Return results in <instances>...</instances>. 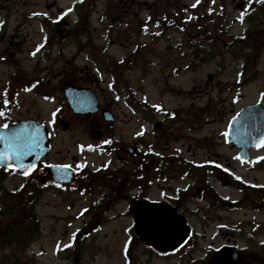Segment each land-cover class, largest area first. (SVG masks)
I'll list each match as a JSON object with an SVG mask.
<instances>
[{"label":"rangeland","instance_id":"1","mask_svg":"<svg viewBox=\"0 0 264 264\" xmlns=\"http://www.w3.org/2000/svg\"><path fill=\"white\" fill-rule=\"evenodd\" d=\"M54 1L56 6L47 9L46 4ZM123 1L130 0L11 2L10 27L19 29L14 33L19 35L23 44L22 55H17L19 71L27 74L31 72V75L35 72L38 77L46 78L44 82L51 90L57 87V93L51 91L50 98L52 101L53 97L56 98L58 124L61 119L72 126L67 133L62 128L59 130L61 133L56 137L54 150L64 154L67 151L69 159L75 155L82 162L87 159L95 165L103 161L100 152L90 154L82 150L85 144L96 145L99 139L79 134L81 126H89L90 122L71 112L63 95L64 84L83 85L96 91L101 107L110 106L119 115L113 133L131 144L134 142V133H139L140 144L146 143L147 104L142 101L165 108H178L185 114L191 108L213 107L220 109L223 117H228L231 111H239L245 105L264 102V46H258L255 36L250 42L255 40L253 46L256 49L247 50L240 48L232 37L241 36L246 30L258 36L264 33V11L260 8L247 10L263 0H199L198 3L197 0H138L143 3L142 9L131 10L127 5H120ZM145 2L154 3L155 7L154 20L149 25L145 22L148 16ZM58 8L63 9V12H59ZM33 11L41 12V17L32 18ZM242 13L244 18L241 21L239 17ZM80 16L84 22L77 26L82 20ZM39 19L47 22V33L39 31ZM61 19H66L68 26L73 27V35L54 36L53 24ZM172 25L175 26L170 27ZM212 34L218 42L216 57L211 52L210 44L215 41ZM49 35L50 45L43 47L41 53H45L41 56L45 61L39 60V56L30 60L32 46L39 42L46 44ZM199 43L203 47L202 51L195 47ZM243 59L247 63L251 60L250 67L253 66L254 70L246 72L248 77L240 81L238 74ZM120 61L123 63L119 64ZM209 75H213L212 81L208 80ZM119 78L123 84H120ZM131 94L138 107L136 115L132 114L125 101ZM96 118L102 120L100 114ZM197 124L200 126L197 136H212L214 126L208 127L202 119ZM205 145L196 150L198 155H204ZM218 150L233 156L236 174L248 175L251 180L256 178L264 184V146L252 152L253 160L248 164L238 158L236 149L221 147ZM144 151L143 148L142 153ZM193 154L189 152L186 155ZM92 192L88 191L89 194ZM79 196L74 192L68 199L69 203L75 204L72 211L60 200L53 202L51 194L42 197L36 206V213L41 218L39 234L26 249L24 241L21 243L24 246L22 250L15 246L0 252V264H67L62 259L67 253L65 245L70 243L71 233L80 225L77 221L70 223L73 218L69 219V216L77 214L83 205L88 204L81 201ZM238 196L233 194V197ZM218 213L222 215L221 211ZM232 218L234 221L243 219L248 225L245 230L249 234L252 223L248 221L251 219L259 220L262 225L260 229L264 231V212L259 214L241 210L233 212ZM8 223L16 225L17 221L11 218ZM130 225L128 218L117 219L93 233L84 244L79 245V253H84L82 263L125 264ZM209 245V242L202 244V248ZM240 245L247 244L241 242ZM199 256H204V253Z\"/></svg>","mask_w":264,"mask_h":264},{"label":"flooded vegetation","instance_id":"2","mask_svg":"<svg viewBox=\"0 0 264 264\" xmlns=\"http://www.w3.org/2000/svg\"><path fill=\"white\" fill-rule=\"evenodd\" d=\"M12 1L0 0V129L15 122L35 121L50 131L52 149L28 175L20 174L14 167H0V217L2 213L9 214V204L15 213V199H18L19 208L23 209L26 193L36 195L39 201L51 194L53 202L60 200L72 211L75 204L69 203L68 199L76 192L81 196V201L88 202L77 214L69 216V219L73 218L70 223L80 222L79 227L71 233V239L77 241L83 235L89 239L98 229L117 219L128 218L130 227H134V212L141 202H163L166 208L186 219L190 227L189 237L174 252L160 253L151 246H145L138 236H132V250L125 264H215L217 250L232 244L237 245L244 264L264 263V235H261L264 231L260 229L262 225L259 220L248 221L252 223L249 234L245 230L248 225L243 219L234 221L232 218L233 212L241 210L259 214L264 212L263 184L256 178L251 180L248 175H235L233 156L218 150L221 147L235 149L230 136L234 111L228 117H223L221 110L213 107L191 108L186 114L178 108L149 107L146 110L148 129L145 146H138L137 133L133 134V144L127 143L113 133L116 124L109 127L98 118L92 122L93 117L86 116L90 125H82L79 134L95 136L98 130L101 138L93 145V150H82L90 154L100 152L103 161L95 165L86 159L88 165L84 166L75 155L69 159L67 151L64 154L54 150L56 137L61 132L57 130L56 101L50 100V94L51 91L56 94L57 87L51 90L44 82L46 78L38 77L35 72L31 75V72L19 71L17 55H22L23 44L19 35L14 33L19 29L10 27ZM142 4L138 0L120 3L130 10L142 9ZM55 6L56 1L46 4L49 10ZM144 7L149 14L146 23H152L154 3L145 2ZM34 17H41V12L33 11ZM37 21L39 31L47 33V22L41 19ZM68 25L66 19L59 24L54 22V36L57 37L59 32L61 35H72L73 27ZM50 38L51 35L44 45L37 43L32 46L30 60L39 56V60L45 61L41 57L45 53H41L43 47L50 45ZM241 75H244L241 79L248 77L242 69L238 77ZM131 110L137 114L135 107ZM201 119L208 127L214 126L211 137L197 136L200 127L197 122ZM219 126L220 129H217ZM71 127L63 132H70ZM203 144L207 145L201 156L196 150ZM189 152L194 154L186 155ZM64 165L70 167H62ZM71 176H74V180H71ZM89 190L94 192L89 194ZM233 194L239 196L233 197ZM121 204L124 205L120 207ZM207 242L210 246L202 248V244ZM241 242L247 245L239 246ZM19 249L22 250V246ZM2 251L3 248H0ZM200 253H204V256H199ZM83 254L69 252L63 260L67 264H83Z\"/></svg>","mask_w":264,"mask_h":264},{"label":"water","instance_id":"3","mask_svg":"<svg viewBox=\"0 0 264 264\" xmlns=\"http://www.w3.org/2000/svg\"><path fill=\"white\" fill-rule=\"evenodd\" d=\"M66 95L77 113H96L99 110V100L92 90H67ZM105 118L110 120L107 111ZM235 123L239 125L240 133L249 134L250 143L243 147L241 153L242 157L249 159L250 149L264 139V105L257 103L245 107ZM44 134L42 131H27L16 127L7 129L0 142V165H15L19 171L28 170L49 151L48 140L43 139ZM161 205L149 202L140 204L135 211V231L145 244L153 245L160 251L173 250L187 237L189 228L184 219ZM216 264L243 263L237 250L233 249L231 252L219 251Z\"/></svg>","mask_w":264,"mask_h":264},{"label":"trees","instance_id":"4","mask_svg":"<svg viewBox=\"0 0 264 264\" xmlns=\"http://www.w3.org/2000/svg\"><path fill=\"white\" fill-rule=\"evenodd\" d=\"M264 9V7H263ZM255 36L257 37V43L258 46H260L261 44L264 46V33H261L259 36L256 35L255 33H251V30H249V32H247L246 37L244 39H239V38H235V43L241 48H245L247 50H255L256 48L253 46L255 40H253V42H250L252 38H255ZM201 50V48H200ZM248 63H250L248 61ZM35 202L36 200H28V198L25 201V209H24V239H25V247L27 248L30 243H32V241L35 239V236L37 234H39V219L36 215L35 212ZM19 217H18V212H17V216H16V225H10L9 228L6 230L5 226L0 225V233H1V238L2 236H8V242L9 245H15L18 244V240H19V236H21L20 233V226H19ZM21 225V223H20ZM0 238V242H1V246H5L6 242L3 243V241ZM0 246V247H1Z\"/></svg>","mask_w":264,"mask_h":264},{"label":"snow or ice","instance_id":"5","mask_svg":"<svg viewBox=\"0 0 264 264\" xmlns=\"http://www.w3.org/2000/svg\"><path fill=\"white\" fill-rule=\"evenodd\" d=\"M199 2V0H197V3ZM195 6V5H194ZM69 11H71V9H69ZM46 15V14H45ZM243 13L241 14V16L239 17V19L242 21L243 20ZM41 47H42V45H41ZM33 55H35V53H33ZM155 107H157V108H159L160 106L159 105H156ZM0 115H2V113H0ZM4 127H7V125H4ZM138 135H139V133H138ZM225 135H228V133H225ZM106 143H110V141H106ZM259 146H264V139H262L261 141H260V144L258 145V147ZM6 155V154H5ZM20 167H23V165H21ZM34 167V166H33ZM62 167H70V166H68V165H64V166H62ZM29 174V172L26 170L25 172H24V175H28ZM237 179H241L240 177H237ZM86 211V210H85ZM68 246H70V245H65V247H68Z\"/></svg>","mask_w":264,"mask_h":264}]
</instances>
